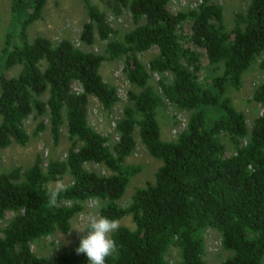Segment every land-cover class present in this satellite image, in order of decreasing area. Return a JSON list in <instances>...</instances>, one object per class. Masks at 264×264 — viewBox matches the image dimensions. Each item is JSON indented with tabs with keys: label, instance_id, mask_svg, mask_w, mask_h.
I'll return each mask as SVG.
<instances>
[{
	"label": "trees",
	"instance_id": "16d2710c",
	"mask_svg": "<svg viewBox=\"0 0 264 264\" xmlns=\"http://www.w3.org/2000/svg\"><path fill=\"white\" fill-rule=\"evenodd\" d=\"M115 1L112 9L121 14V7L127 8L135 27L122 39L92 0H82L88 21L80 41L89 47L104 43L101 54L66 39H31L29 30L43 18L47 0L11 2L0 59L6 61L5 70H22L13 78L0 73V149L28 144L25 122L30 117H47L56 143L66 127L72 147L64 161L44 166L37 158L24 171L0 173V221L14 214L0 226V264H48L32 244L57 231L69 233L72 220L92 200L100 202V215L120 222L131 216L136 226L121 225L112 233L117 251L106 264H170L167 256L173 248L179 252L178 264H206L205 236L211 229L230 254L220 264H264V115L250 129L228 94L229 88H242L244 75L264 55V0H251L230 31L217 0H202L197 10L177 14L168 11L169 0ZM185 25L190 39L179 33ZM154 48L156 56L144 63L141 54ZM203 58L212 74L201 78ZM121 59L132 89L130 104L116 123L118 141L110 146L91 126L88 104L95 97L109 111L119 102L117 89L103 80L100 69L106 61ZM153 73L171 79L162 77L152 86ZM253 100L264 113V82ZM166 102L189 114L170 142L161 138L157 120ZM43 130L40 123L36 135ZM137 131L147 152L162 165L154 183L137 189L123 207L120 200L142 171L126 165L137 148ZM223 136L234 147L229 157ZM88 164L103 165L110 174L89 171ZM65 175L72 181L57 205L49 207V183ZM83 235L52 264H89L86 254L76 252Z\"/></svg>",
	"mask_w": 264,
	"mask_h": 264
},
{
	"label": "rangeland",
	"instance_id": "374dc122",
	"mask_svg": "<svg viewBox=\"0 0 264 264\" xmlns=\"http://www.w3.org/2000/svg\"><path fill=\"white\" fill-rule=\"evenodd\" d=\"M251 0H217L219 6L222 7L224 13L225 26L227 30H232L235 26V17L238 13H243L248 7ZM12 0H0V55L4 46V37L9 26L11 14L10 6ZM109 2V3H108ZM111 2L115 0H92L102 12L107 15L108 21L112 28L117 31L116 37L122 39L124 35L135 27L132 23L130 13L127 8L121 7V14L112 9ZM202 0H169L168 11L177 14L181 11L197 10ZM120 9V8H118ZM88 21L85 4L82 0H47L43 18L37 21L29 30L31 39L42 36L58 43L62 40H70L77 47L85 51H93L97 54L104 53L105 44L97 42L89 47L82 44L80 34L83 25ZM179 33L186 39H190L191 31L188 26H183ZM157 54V49L141 54L140 58L144 63H149ZM264 55L259 58L243 77V84L240 90L232 88L228 89L236 109L246 116L247 125L251 129L254 121L259 117L263 109L260 104L253 100L255 89L264 82V69L261 68V61ZM203 69L201 78L212 74V70L206 58L202 59ZM6 61L0 59V73L6 74L8 78L17 77L21 70V66H16L5 70ZM46 65V63H44ZM126 60L106 61L103 63L100 73L106 83L114 86L120 96L119 102L107 111L102 108L101 104L95 97H90L88 104V116L91 126L102 136L109 139V145L113 146L118 141L119 133L116 130V123L120 119L124 108L130 104L128 93L132 89L126 77ZM170 78V75H158L153 73L150 84L156 86L162 77ZM171 79V78H170ZM73 90L79 92L81 87L78 83L73 84ZM189 114L176 108L173 104H166L157 111V120L160 126L161 138L164 141H174L177 134L184 128L188 120ZM42 124L44 130L36 135L39 124ZM25 128L30 135V141L26 146L13 144L7 149H0V173H8L14 169L21 168L23 171L31 167L37 158L43 160L44 166L49 161H64L72 147L67 129L64 127L61 131L59 142H55L50 132L49 121L47 117L41 119H33L30 117L25 122ZM137 148L135 152L126 160V165H138L142 168L139 175L132 179L124 197L120 200L123 207H127L132 200V196L139 188H144L148 183H154L155 175L161 167L162 162L152 157L141 143L138 131L136 132ZM226 144V155L229 157L234 154V147L230 139L226 136L222 137ZM87 170L94 171L99 175H109L110 172L103 165L88 164ZM60 181L63 182V190L71 183L72 179L69 175H65ZM54 187L55 182L49 183ZM100 202L89 201L86 203L83 211L72 220V228L69 233L56 232L51 236L42 238L34 242L31 246L32 251L38 256L48 260V264H52L53 260L60 254L69 253L75 242L79 240L82 232L76 228H86V216L88 214H99ZM14 217L13 213H8L5 220L0 221V226L5 227L7 223ZM126 226L135 229V224L131 216L125 217L120 226ZM112 235V233L110 234ZM206 264H220L230 256L221 246L220 234L216 230H209L205 236ZM167 260L170 264H178L180 256L178 249L170 250Z\"/></svg>",
	"mask_w": 264,
	"mask_h": 264
},
{
	"label": "clouds",
	"instance_id": "9594fccd",
	"mask_svg": "<svg viewBox=\"0 0 264 264\" xmlns=\"http://www.w3.org/2000/svg\"><path fill=\"white\" fill-rule=\"evenodd\" d=\"M264 115V113H262ZM64 185L57 180L55 186H49L47 190L48 206L57 205V200ZM120 227V220L110 219L100 214H88L86 216V228H76L84 233L80 244L76 249L77 254H86L89 264H106V259L116 251V243L111 238V233Z\"/></svg>",
	"mask_w": 264,
	"mask_h": 264
}]
</instances>
